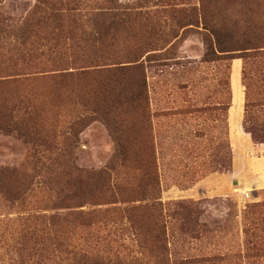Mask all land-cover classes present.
Segmentation results:
<instances>
[{
  "label": "rangeland",
  "instance_id": "obj_1",
  "mask_svg": "<svg viewBox=\"0 0 264 264\" xmlns=\"http://www.w3.org/2000/svg\"><path fill=\"white\" fill-rule=\"evenodd\" d=\"M0 1V12L11 22L22 19L34 6L41 11L48 6L37 0ZM118 2L136 13L127 22L107 19L106 0L69 3L64 9L67 16L56 11L32 37L46 43L30 52L36 64L30 71L54 70L64 60H75L70 66L78 67L131 65L127 61L136 58L140 68L74 71L60 84L51 71L0 81V106L19 103L32 111L24 123L42 124L44 132L49 131L39 138L0 131V169L13 171L12 175L6 171L0 184L27 186L38 158L53 157L69 145L60 170L54 169L44 180L34 177L28 201L38 211L56 198L55 192L63 197L70 190L75 195L87 191V202L102 203L86 204L80 208L82 217L61 224L59 234L74 250L123 264H264V156L252 155L261 149H254L244 133L247 122L252 124L254 139L264 141V104L249 103L264 99V57L247 58L235 52L233 58L205 62L202 58L212 40L207 22L191 16L194 24L181 27L189 19L184 11L194 8L207 17L212 14L222 32L225 14H237L238 1ZM88 11L99 12L101 36L96 46L73 43L69 51L70 46L59 48L62 42L69 44V37L79 41L77 28L89 26L84 16ZM256 20L264 21V14ZM53 28L59 31L50 32ZM239 33L235 30L231 40H239ZM9 58L17 59L0 49V73ZM27 68L22 65L18 70ZM141 75L146 102L138 89ZM109 102L114 105L112 112L106 110ZM36 140L39 146L33 143ZM121 141L124 161L118 155ZM149 142L158 169L156 212L145 208L129 217L117 214V209L150 205L151 200L104 204L108 197L101 182L72 190L74 180L62 171L67 158L81 168L107 166L113 182L125 188L124 195L134 196L145 182L140 168L147 169L140 160ZM9 212L0 211V264H50L31 250L32 225Z\"/></svg>",
  "mask_w": 264,
  "mask_h": 264
},
{
  "label": "trees",
  "instance_id": "obj_2",
  "mask_svg": "<svg viewBox=\"0 0 264 264\" xmlns=\"http://www.w3.org/2000/svg\"><path fill=\"white\" fill-rule=\"evenodd\" d=\"M238 1V2H237ZM240 1V2H239ZM38 4H48L47 11L40 7L34 6L33 10L27 13L22 19L17 22H11L9 18L4 16L0 12V49L6 50L7 53H13L17 59L9 58V63L3 66V72L0 73V81H5L9 79H17L20 76L35 75L37 73H44L51 71L52 75H55L57 78V83H61L64 77L72 72L77 71H87L89 69L95 70V72L100 71H113V70H131L140 68V64L136 63L137 58L127 62H132L131 65H118L115 63H104V64H91L83 66H70L74 64L75 60H64L60 62L54 70H42V71H30V67L36 65L29 54L31 51L39 50L44 46L43 39L40 42L32 40V37L35 35V32L38 31L39 25L46 23L50 20L51 15L56 14V11L67 14L64 12L65 6L69 3L79 5L81 0H37ZM226 3H236L238 6V13L234 14L232 17H228L231 14H225L226 24L223 25V31L219 30V25L217 21L213 18V15H207L201 13L200 11L194 8H188L186 12L189 15V19L185 20L181 27L186 25H193L191 16H194L201 21L207 22L208 31L212 35V40H210V45L207 47L206 52L203 55L202 60L205 62L215 61L221 58H233L230 55H233L235 52L241 54L244 57H264V21H258V18L261 14H264V0H225ZM2 2L0 1V5ZM239 5L240 12H239ZM106 12L107 19L114 20L117 19L120 22H125L130 19L133 14V8L124 7L118 0H106ZM1 8V7H0ZM40 10V12H39ZM175 9H171L172 13H176ZM1 11V9H0ZM38 15L36 16V13ZM114 12V13H111ZM183 12V13H184ZM98 11H88L84 16L89 21V26L77 28L76 38H80L78 42H74L75 37L72 39L69 37V44L62 42L59 48H66L67 46H72V44H81L86 43L90 46H96L98 40H100L101 32H98L97 23L99 17ZM73 18L75 15L72 16ZM187 17V16H186ZM191 17V19H190ZM241 17L243 20L241 22ZM73 20V19H72ZM127 22V21H126ZM195 23H198L195 20ZM241 23V24H240ZM44 29V28H43ZM235 30L240 31V39L237 41L231 40ZM59 28H53L50 32H58ZM76 31V30H75ZM226 31V34H224ZM222 34H221V33ZM225 36V37H224ZM226 38V39H224ZM68 39V38H67ZM51 40V39H49ZM48 41V40H47ZM54 45V44H52ZM57 45V44H56ZM67 47L66 51L71 49ZM52 47V46H51ZM56 46H53L52 49H55ZM34 59V58H33ZM15 61H18V65ZM53 63H59L58 61ZM84 63H88V60H84ZM25 65L26 70H18L19 66ZM114 65L113 67H109ZM112 68V69H111ZM264 81V77L261 79ZM138 89L143 94L146 102V84L143 75H141V80L139 81ZM251 104L262 105L264 104V99L255 98L250 101ZM147 104V103H146ZM219 104V103H218ZM207 107V106H205ZM220 108V107H219ZM207 109H216L212 106H208ZM106 110L108 112L114 111V105L109 102L106 104ZM32 115V111L27 108H23L19 103L13 105L0 106V131H6L10 133H17L21 135H32L35 137H40L41 134L45 133L46 136L49 134V131L44 132L45 128L42 124L24 123V117ZM264 122V121H263ZM252 124L244 125V133L247 135V138L251 144H253L254 149L259 148L260 151L253 152L252 155L257 157L264 156V141L255 140L254 132L252 130ZM260 125V124H256ZM261 126H264L262 124ZM71 130V128L69 127ZM54 135H52L51 140L53 141ZM39 140L34 141L35 145L39 146ZM53 147L56 149V145ZM69 145L65 146L62 151H58L55 156L50 157L44 156L41 160L37 159L38 166L34 168L30 174L31 180L27 186H17L16 183L12 185H3L0 184V197H3V201L0 203V211L3 213L14 212L25 221V224L32 225V231L30 232L32 238V252L34 255L38 254L40 256L44 255L45 261H48L50 264H60L57 260L60 258L62 260L61 264H123L124 261L120 260H111L109 257L102 256L100 254H89L87 252H79L70 247L69 242H66L61 235L59 230L61 224L69 222L72 218L82 217L83 211L80 210L81 207L86 206V204L96 205L102 204L99 202L89 203L85 199L87 198L86 192L80 191L76 195L70 193L72 191H67V193L61 196V192H55L56 198L46 201L43 204V208L36 211L33 210L34 204L28 201V194L33 191V179L34 177H39V179L44 178L47 175H52L54 169L60 170L59 165L64 161L66 155H63V152H66ZM123 148L125 144L121 141L118 144V155L119 160L124 161L125 156L123 155ZM147 151L145 153V158L140 160V166H143L147 169V172L143 168H140V173L145 182L141 185L139 191L134 196H125V188H118L117 183L113 182V174L110 171L109 167L99 168V169H86L81 168L72 160L67 158L65 160V167L62 170L65 174L74 180V184L71 185V188H81L85 184H97L101 182L102 187L107 192L105 203H130L133 201H142V200H151L150 205H140V206H131L130 208L117 209L115 212L127 213V217L133 212H139L142 209L149 208L152 212H156L157 206L153 198L156 195L158 190V169L156 163L155 150L151 142L147 146ZM122 152H120V151ZM55 166V167H53ZM7 170L0 169V177L6 173ZM7 174L12 175L13 171H7ZM85 177L84 180L80 179ZM79 179L80 181H76ZM71 184V183H70ZM94 188H97L94 186ZM124 189V190H123ZM74 196V197H73ZM108 199V200H107ZM108 201V202H107ZM35 207V206H34ZM29 228V227H28ZM57 248V249H56ZM58 251L57 253H53ZM51 252V253H50ZM64 254V255H62ZM47 263V262H45ZM24 264V263H19Z\"/></svg>",
  "mask_w": 264,
  "mask_h": 264
}]
</instances>
